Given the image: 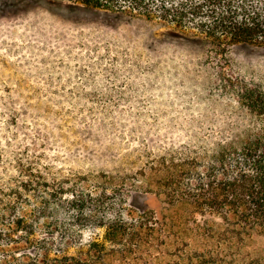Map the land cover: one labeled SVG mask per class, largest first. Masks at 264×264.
I'll return each mask as SVG.
<instances>
[{"label": "rangeland", "instance_id": "1", "mask_svg": "<svg viewBox=\"0 0 264 264\" xmlns=\"http://www.w3.org/2000/svg\"><path fill=\"white\" fill-rule=\"evenodd\" d=\"M255 84L264 85L261 45L220 50L70 0H0V178L22 160L60 181L113 177L126 196L127 177L167 149L241 127L225 121L244 114L239 91ZM124 201L156 206L141 191Z\"/></svg>", "mask_w": 264, "mask_h": 264}, {"label": "trees", "instance_id": "2", "mask_svg": "<svg viewBox=\"0 0 264 264\" xmlns=\"http://www.w3.org/2000/svg\"><path fill=\"white\" fill-rule=\"evenodd\" d=\"M70 1L173 26L220 50L264 46V0ZM239 94L244 114L225 122L241 127L167 149L127 177L126 196L113 177L60 181L18 161L17 175L0 178V264H264V85ZM136 191L156 206L129 207Z\"/></svg>", "mask_w": 264, "mask_h": 264}]
</instances>
